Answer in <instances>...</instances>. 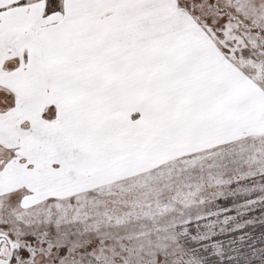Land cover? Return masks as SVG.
<instances>
[{"label": "snow or ice", "instance_id": "obj_1", "mask_svg": "<svg viewBox=\"0 0 264 264\" xmlns=\"http://www.w3.org/2000/svg\"><path fill=\"white\" fill-rule=\"evenodd\" d=\"M0 264H264V0H0Z\"/></svg>", "mask_w": 264, "mask_h": 264}]
</instances>
